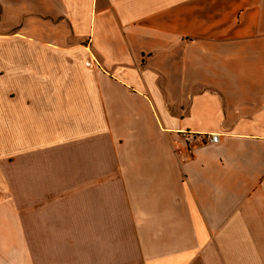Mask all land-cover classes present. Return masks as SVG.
<instances>
[{"label":"crops","instance_id":"0c3cea01","mask_svg":"<svg viewBox=\"0 0 264 264\" xmlns=\"http://www.w3.org/2000/svg\"><path fill=\"white\" fill-rule=\"evenodd\" d=\"M0 264H264V0H0Z\"/></svg>","mask_w":264,"mask_h":264},{"label":"built area","instance_id":"2783aa9c","mask_svg":"<svg viewBox=\"0 0 264 264\" xmlns=\"http://www.w3.org/2000/svg\"><path fill=\"white\" fill-rule=\"evenodd\" d=\"M207 141L211 144H215L218 141V136L217 135H211L208 137Z\"/></svg>","mask_w":264,"mask_h":264}]
</instances>
